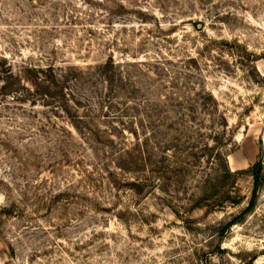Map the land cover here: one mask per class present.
Masks as SVG:
<instances>
[{
  "label": "rangeland",
  "instance_id": "374dc122",
  "mask_svg": "<svg viewBox=\"0 0 264 264\" xmlns=\"http://www.w3.org/2000/svg\"><path fill=\"white\" fill-rule=\"evenodd\" d=\"M0 264H264V0H0Z\"/></svg>",
  "mask_w": 264,
  "mask_h": 264
},
{
  "label": "trees",
  "instance_id": "16d2710c",
  "mask_svg": "<svg viewBox=\"0 0 264 264\" xmlns=\"http://www.w3.org/2000/svg\"><path fill=\"white\" fill-rule=\"evenodd\" d=\"M258 165V164H257ZM256 167V166H255ZM254 167V168H255ZM256 179H255V184L256 185H258V182H257V176L255 177ZM253 207V202H251L250 204H249V206L247 207V209L245 210V212H247V211H249L251 208Z\"/></svg>",
  "mask_w": 264,
  "mask_h": 264
}]
</instances>
